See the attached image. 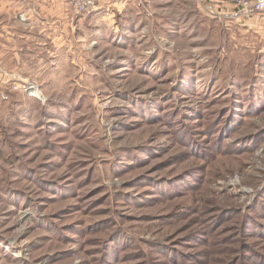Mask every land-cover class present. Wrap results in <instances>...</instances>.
<instances>
[{
	"label": "rangeland",
	"instance_id": "obj_1",
	"mask_svg": "<svg viewBox=\"0 0 264 264\" xmlns=\"http://www.w3.org/2000/svg\"><path fill=\"white\" fill-rule=\"evenodd\" d=\"M24 10L40 44L0 54V264H264V10L129 0L66 30Z\"/></svg>",
	"mask_w": 264,
	"mask_h": 264
},
{
	"label": "crops",
	"instance_id": "obj_2",
	"mask_svg": "<svg viewBox=\"0 0 264 264\" xmlns=\"http://www.w3.org/2000/svg\"><path fill=\"white\" fill-rule=\"evenodd\" d=\"M26 1H31L36 6L48 8L49 11L56 12V10H58L62 18V21H60V25L57 26L59 29H61V27H64V29L66 30L67 28H71L73 25L72 8L66 0H0L1 59L4 58L5 54L10 53L11 48L14 51L13 57L15 58V61L19 62L20 57H23L25 55V43H32L33 46L35 45V43L40 44V38L35 37L36 35L40 36V24L37 22V20H35V14L33 12L31 16L28 15L30 21L28 22L26 20L28 31L31 34H29L28 36L26 35V13L24 10ZM128 2L129 0H101L98 10L91 13L90 15L82 17L80 16L79 18H77L76 23H74L79 26L85 19L88 18L100 21L101 19H105L106 16L112 14L114 11H116V13H121L122 10L126 9V5ZM32 8L35 9V7ZM230 11L231 9L228 11V13ZM237 12L240 13L239 11ZM13 18H15V21L14 23H11V20ZM54 28H56V26ZM10 45L12 47H10ZM4 60H6V58Z\"/></svg>",
	"mask_w": 264,
	"mask_h": 264
},
{
	"label": "built area",
	"instance_id": "obj_3",
	"mask_svg": "<svg viewBox=\"0 0 264 264\" xmlns=\"http://www.w3.org/2000/svg\"><path fill=\"white\" fill-rule=\"evenodd\" d=\"M78 16L89 15L99 8L101 0H67ZM230 2L240 13L264 10V0H225Z\"/></svg>",
	"mask_w": 264,
	"mask_h": 264
},
{
	"label": "trees",
	"instance_id": "obj_4",
	"mask_svg": "<svg viewBox=\"0 0 264 264\" xmlns=\"http://www.w3.org/2000/svg\"><path fill=\"white\" fill-rule=\"evenodd\" d=\"M222 1H225V0H222ZM231 4V3H230Z\"/></svg>",
	"mask_w": 264,
	"mask_h": 264
}]
</instances>
